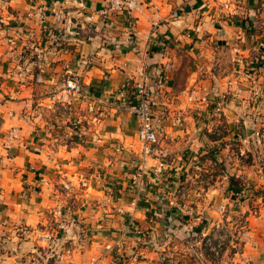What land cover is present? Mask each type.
Masks as SVG:
<instances>
[{
	"label": "crops",
	"instance_id": "obj_1",
	"mask_svg": "<svg viewBox=\"0 0 264 264\" xmlns=\"http://www.w3.org/2000/svg\"><path fill=\"white\" fill-rule=\"evenodd\" d=\"M103 5L0 0V264H45L62 248L70 264H86L131 217L148 230L146 209L163 204L166 185L189 169L216 168L224 201L239 208L226 209V247L215 264H264V101L252 97L254 86L264 89V0H150L132 26L118 15L109 29ZM142 65L168 67L154 110L167 170L159 181L149 172L136 199L127 185L140 151L137 123L116 93ZM67 78L101 101L91 116L83 99L73 103V115L84 117L80 139L65 137L70 117L49 102ZM218 184L197 187L215 202ZM210 214L212 225L221 222Z\"/></svg>",
	"mask_w": 264,
	"mask_h": 264
},
{
	"label": "built area",
	"instance_id": "obj_2",
	"mask_svg": "<svg viewBox=\"0 0 264 264\" xmlns=\"http://www.w3.org/2000/svg\"><path fill=\"white\" fill-rule=\"evenodd\" d=\"M149 1L150 0H104V5L99 10L98 14L106 29L114 26V18L118 15H121L129 26H132L134 19H136V17L143 12ZM39 13L40 20H43L44 14L41 11ZM170 16L172 18H177L178 13L174 11L170 14ZM54 17L56 22H60L63 17V13L58 11L54 14ZM154 27H156V23L152 24V28ZM61 35L60 31L57 34H51L55 41H58ZM258 47L263 48L264 41H259ZM232 61L237 64L240 63L236 57L232 58ZM167 68V66L162 68L147 67L142 65L136 70L135 75L127 78L124 85L119 88L116 93L117 101H128L130 103V105H128V111L135 118L137 123V141L140 145V151L138 155L129 163V168L131 169V175L129 177L130 191L135 194L137 193L135 196L136 199L140 197L141 194H139V192L145 187V178L148 176L149 172L155 181H159L167 170L166 164L162 160V154L157 149L159 144L158 127L154 122V110L158 105L157 98L167 87L168 78L165 71ZM252 97L255 101H264V89L259 86H254L252 89ZM78 98L83 99L85 102V106L83 108L84 115L91 116L97 113V110L101 106V101L95 99L88 92H82L80 82L77 78L65 79L62 87L53 92L49 97L50 105L62 108L64 113L70 117L68 122V133L65 135L67 139H80L84 136L82 127L84 117L73 115V103L78 100ZM202 100L207 101L206 99ZM223 103L224 99L222 98L215 102V111L220 110ZM257 107L259 108V105ZM14 138L15 133L9 132L7 139L12 140ZM121 150L122 149L120 147H116L115 149L117 152H120ZM150 161H153V166L150 165ZM99 179H102L101 175ZM189 179V173H187L184 180L186 182ZM63 188L67 190L68 186L64 184ZM165 189H170L169 184L165 186ZM181 192L182 191H180V193ZM224 206L225 205H220L218 207V211L217 208L215 209L221 219V222H216L214 225L215 232H218V230L223 228V220L226 215ZM178 209L181 210L179 207ZM118 212L122 213L121 209H118ZM146 213L150 214L149 209H146ZM153 221V218H149V223H152ZM131 232H133L136 239H139L144 235L143 232L134 224L132 217L127 221L125 227L119 232L117 245L115 246L120 248V246L124 244V241L130 238ZM24 233H28V231H25ZM225 241V236L222 238L220 235L214 234L212 239L207 238L204 244L216 258L220 259L226 247ZM115 246L109 244L105 245L103 252L99 255V258L92 259L89 264H97V261H100L102 257L112 252ZM65 253L68 255L69 251L66 250ZM54 259V264H68L65 261L64 255L60 253V251L54 253ZM118 263L120 262L118 261Z\"/></svg>",
	"mask_w": 264,
	"mask_h": 264
},
{
	"label": "rangeland",
	"instance_id": "obj_3",
	"mask_svg": "<svg viewBox=\"0 0 264 264\" xmlns=\"http://www.w3.org/2000/svg\"><path fill=\"white\" fill-rule=\"evenodd\" d=\"M231 62L233 61L231 60ZM242 73L250 77L245 70ZM61 110L63 109L61 108ZM10 132L15 133L14 139H16L15 130L13 129ZM8 134L6 135V142H12L14 139L8 140ZM53 141L54 144H57L60 142V138ZM192 171L195 170H188L190 179L186 182L184 179H179L178 182L175 181L176 183L169 182L171 183L169 185L170 189H165L168 194L164 192L165 198L161 199L163 204L154 205V212H151V215L146 213L148 215L147 225H149V218L154 220L150 223V226H147L148 230H146V227L136 225L144 234L141 238L136 239L133 232H131L130 238L126 239L120 248H117L115 245H117L120 231H113L115 233L111 234L112 237H108L107 241L102 244L101 253L105 245H114L116 248L114 247L112 252L102 257V259L108 257L107 259L109 260L107 262L99 263L100 261H97V264H119L118 261L120 264H215L218 262L219 259L210 252L204 243L207 238L212 239L214 234L220 235L222 238L227 235L225 227L215 232V224L212 225V221L208 220L210 219V212H216V208L218 211L220 205H225V211L227 207H230L223 197L225 194L223 185L226 180L222 179L221 176L224 175L219 168H216L214 172L199 171L200 174L192 173ZM195 176H197V179ZM99 178L100 174L97 172L94 179L99 181ZM211 180H216L221 189L215 193L214 201L216 203L212 200L210 201L204 192L199 191L197 187L200 184L205 188ZM127 186L130 189L129 184ZM180 191L182 192L180 193ZM108 196V200H112L114 193L108 191ZM146 198L145 196L143 197V199ZM238 201L240 200L238 199ZM238 208V203L230 207L233 210ZM25 231L28 230L24 227L19 230L20 234L27 235L28 233H24ZM1 243L2 241L0 240V247ZM66 250L69 251L68 255L65 253ZM60 253L64 255L65 261L70 264L68 262V257L71 254L70 249L62 248ZM100 254L91 257L86 264H89L92 259L99 258ZM48 259V263L45 262V264H54V254ZM50 259L52 260L50 261Z\"/></svg>",
	"mask_w": 264,
	"mask_h": 264
}]
</instances>
